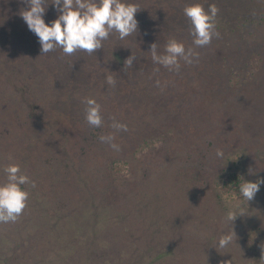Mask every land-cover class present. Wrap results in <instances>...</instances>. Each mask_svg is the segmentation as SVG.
Here are the masks:
<instances>
[{
    "label": "trees",
    "instance_id": "trees-1",
    "mask_svg": "<svg viewBox=\"0 0 264 264\" xmlns=\"http://www.w3.org/2000/svg\"><path fill=\"white\" fill-rule=\"evenodd\" d=\"M126 2L136 4L140 8L136 13L138 21L137 33H133L131 36L121 40L118 33L113 32L107 40L103 41V48L97 50L96 53L89 55L84 51H77L72 55H64L61 48H56L47 54H41V45L38 37L29 31L20 15V12L28 7L24 0H0V21L9 20L13 25L18 26L19 24L23 39H25V41H21L22 37L20 36L14 38V42L17 40L22 44L13 43L20 50L16 57L23 53L21 47L25 46L35 48L36 51L34 52H37L38 57L44 56L53 63L54 59L52 56H54L55 60L56 58L59 60V63L56 64L57 67L69 72L70 75L66 72L64 74L70 84L79 83L83 86L89 84L91 90V88L95 87L94 83H100L99 87L110 91L111 95L113 94L116 105L114 112L109 107H102L103 116L109 118H105L103 126L99 128L90 127L83 117L65 118L68 119L65 125L60 121V125H64V130L66 127L69 134L66 136L67 132L65 130L63 140H57L52 135L41 140L36 136L31 138L27 133L28 126L26 123L23 124L21 119L18 120V118H12L5 121L3 125L2 123L0 124V127H2L0 128V146H2L3 142L5 145L3 146L4 149L0 147V183L6 181V174L2 166H6L9 163H18L22 172L36 183L34 188L30 185L22 186L29 191L30 195L28 205L19 217L20 221L15 225L9 222L12 225H4L3 228L7 231H17L16 233L11 231L10 235H14L13 239L17 244L23 243L25 245L29 242V237H32V241L34 240L35 242V239L38 238L37 232L40 234L38 230H41L42 227L51 226V229H55V226L58 228L57 226L62 219H70L69 227L66 224L68 227L66 231L69 233L71 230L72 234L70 233L68 237V233H61L60 236L54 237L51 241H54L62 248L69 249L68 251L76 250L75 252L78 254L81 247L77 240L83 235L85 236L86 232L89 231L92 233L91 243L95 242V245L87 253L95 256L98 264L110 263L112 260L110 258L113 255L115 258L119 257L115 264H133L136 263V257L140 260L144 259L142 254L148 259L164 260L167 264H170L168 261L176 264H240L245 260L246 264H250L251 250L249 247L245 248L240 245L242 242H246L248 234L235 228L233 229L231 225L227 226L220 222H214L212 217L215 215V209L211 208L212 201L205 203L206 205L200 204L196 206V204L194 205L196 200L185 194V191L187 192L189 188L190 182L188 181L190 177L193 178L192 170L204 166L205 159H209V152H207L208 149L206 148H203L206 150H203L202 154L199 153L196 157H193L196 147L193 146L196 144L194 141L186 150L188 156L180 167V170L184 172V178L180 177L183 175L182 172H178V177L174 175L173 178L174 180L176 179V184L174 185L176 192L174 193L178 195V204H176L177 200L169 201V208L163 211L160 218L154 215L155 212L153 210H148L150 208L147 205H145V211H139L135 206L133 210L130 209L131 201L126 200L128 202H125V206H129L131 213L129 215H131L132 221H130L128 214L124 215V217L115 215L112 211V206L106 204L103 209L104 214L98 222L99 225L95 227V223L92 224L88 220L93 209L88 207L83 210V204L89 200L87 198L84 199L85 196L72 190L77 188L75 183L78 181L82 187L87 185V182L83 180L84 176L82 175L81 177V173H83L81 166L87 161L85 158L89 157L91 161L98 163L101 157H98L95 152L97 153L98 149L101 148L106 152L107 149L105 148H107L108 144L101 143L99 137L109 133L112 123L110 117H115L116 120L126 124L128 127V131H114L115 137H121L124 134L128 137L136 138L139 136V129H142L141 136L143 138L139 141L140 143H136L137 145L133 146L132 144V147L130 142L118 138L120 153L127 154L131 149H135V151L137 149L136 153L146 151L145 157L138 160L139 162L136 161L135 169L138 176L135 175L133 178L134 186L130 188V191L138 194L142 193L143 186L147 183L145 180H147L149 175L160 179L158 185L162 189L170 178L167 175H169L171 168L166 164L167 162L165 163L164 160L162 163L158 162L157 158L152 156L153 152L150 149L151 146L154 147L157 139L165 142L173 141V138L168 133H164L162 136L154 135L156 132H154V127L151 126L153 123L149 118H158L160 125H163L165 117L173 119L189 118L187 121L189 122L187 124L188 131L192 129V124L194 125L193 118H198L195 112V98L196 101H199L197 105L203 110L202 118H208L207 122H205L206 124H203L205 129L202 135L208 136L210 130H217L216 133L221 132L220 142L222 145L226 138L230 139L231 133L237 134L242 128L245 130L249 129L252 133L250 136H253L258 134L256 130L258 127L260 131L264 126V33L258 29L259 27H264V0H126ZM195 3L202 4L205 10H208L209 5L217 6L219 9L217 15L223 21H228L229 24L233 25L231 28L239 27L240 32H237V29L226 30L225 26L216 23V31L220 35L218 38L213 37L209 45L195 48L199 53L198 61H194L190 65L181 61L179 72L169 71L163 66L155 64L149 52L152 43L157 44V50L160 53H163L164 47L170 38H175L177 41L184 43L186 48L195 47L193 45V37L190 34V21L183 12L185 6ZM7 9H11V11ZM3 12L7 14L8 18L3 15ZM58 15L59 13L56 11L55 6L49 3L44 14L45 22L51 24ZM257 15L258 19L255 20ZM258 21L260 22L255 29L259 32L256 31L251 39V43L256 48L247 47V49H244L236 45L235 39L239 38L240 35L246 36L245 33L251 32L254 24ZM28 37L29 39H27ZM110 38L113 41L116 40L114 46H112L113 57H111L110 62L108 61V71L100 73L98 66L102 59H106L102 53L103 49L107 50V46L110 49L109 44L111 42L108 41ZM34 52L30 55L26 54L29 59L22 60L24 66H29L30 77L33 81L37 80L39 74L50 66L48 62H38L35 55H33ZM131 54L137 59L133 61V66L125 71L124 61ZM77 68H79L78 71ZM157 68L159 71H154ZM86 70L91 74L88 77L85 74L87 73ZM91 70L96 72H91ZM73 72L75 74H72ZM24 75H28V73H23ZM106 75H112L115 78V87H111L106 83ZM83 76H86V79L84 77L83 80ZM163 78L167 81L165 84L162 82ZM157 80L160 81V87L156 86ZM197 81L200 82L201 85L199 87L202 90H198V88H195L196 86L194 87ZM52 84L54 83L51 82ZM25 85H20V91L26 92L28 90ZM165 85L169 88H164ZM112 90L113 93H111ZM84 92L86 93V90ZM95 100L100 105H103V102L98 99ZM173 102L175 103L174 105ZM132 104L133 106H131ZM212 106L219 111L211 114L210 107ZM29 107L28 113L30 117L32 119H41L38 111L42 106L34 103L30 104ZM85 107H79L81 113L85 112ZM50 110L55 113L53 106ZM140 110L144 111V118H135ZM147 115H149V118ZM41 120L46 121L48 119L42 118ZM177 127L178 121L176 123L171 119L167 131L172 132V129L174 131ZM207 129L209 130L208 132ZM4 135L8 137L10 143L4 141ZM21 143L26 146L25 150ZM210 144H213L212 141ZM11 147H14V149ZM1 150H4L3 154H1ZM161 151L163 150L161 149ZM189 156H191V159ZM9 157L12 159L10 160ZM102 161L104 165L110 168H121L119 160L111 156L110 153L103 155ZM198 162L200 163L197 164ZM122 163L130 165L128 160ZM159 163L161 164L159 165ZM242 179L240 180L238 175H231L229 179L223 176V178L212 182L222 189H230L231 187L237 193H240ZM203 191H206L205 188ZM162 192L164 191L162 190ZM142 194L145 196L150 195L147 192ZM59 198L60 200L56 201ZM257 198L258 195H255L252 201L256 202ZM91 199L94 213L97 215L96 196ZM109 199L108 202L111 201L110 197ZM263 200L264 198H262V203L259 206L264 204ZM113 201H116V198ZM56 202H60L61 205ZM62 202L65 204L62 205ZM69 202L72 205L66 211L65 209ZM48 203H55V207L49 206ZM214 204H216L215 201ZM252 204L255 205L254 203ZM49 209L51 212L59 209L61 214L50 213ZM42 210H48L49 212ZM80 210L84 211V217H80L82 216V211L77 216L75 215ZM149 211H153V216ZM25 212L27 213L25 214ZM258 215L260 214L250 215L248 218L245 214L242 216L238 215L237 221L235 220L233 223L239 225L241 222L243 223L241 224L242 226L247 225V231H251L256 227L257 231H261L264 236V218ZM39 216L44 217L46 220ZM55 217L57 219L53 220ZM215 220L218 221L217 219ZM218 228H220V231ZM232 230L236 234L233 242L227 248L217 247L220 236L232 232ZM25 232H28V235ZM3 238L5 240L8 238V242L13 243L9 236ZM140 239L145 243L148 250L141 249L140 244H136ZM159 240L163 244L159 243ZM43 241L45 240L43 239ZM43 241L38 244L41 247L35 250V257L37 258L42 257V251L44 250L42 248L46 247ZM108 243L109 245H107ZM176 243L178 244V250L169 248L171 245H176ZM157 245L162 246V251L158 253L159 257L153 256L151 252L146 253V251ZM27 247H31V245ZM12 249L13 247H11V250L9 249L10 251L4 257L0 256V262L16 264L11 262H19L21 260V257L16 253L17 249ZM94 250H97V254L96 251L94 253ZM200 254L203 256H200ZM262 255H264V250L256 253L253 256L254 258L251 259L252 264H263ZM132 256H134V261H130L133 258ZM174 256L178 257V261L172 259Z\"/></svg>",
    "mask_w": 264,
    "mask_h": 264
},
{
    "label": "rangeland",
    "instance_id": "rangeland-1",
    "mask_svg": "<svg viewBox=\"0 0 264 264\" xmlns=\"http://www.w3.org/2000/svg\"><path fill=\"white\" fill-rule=\"evenodd\" d=\"M23 8V7H22ZM21 8V9H22ZM8 11H11V9H7ZM5 12V11H4ZM3 12V15L8 18L7 14ZM258 19L257 18L255 20ZM260 21L256 22L254 24V28H252L251 32H246V36L240 35L239 38H236L234 42H236V45H238L240 48L247 49V47H252L256 48L253 43H251V39L254 36L253 34L258 31L256 28L257 24ZM216 23L217 24H222V26H225L226 30L227 29H237V32H240L239 27L231 28L233 25L229 24L228 21H223L219 15L216 16ZM253 27V25H251ZM259 31H262L264 33V27H259ZM262 29V30H261ZM21 29L17 25H13L10 23L9 20H4V22L0 21V40H1V47L0 46V124L2 125L5 123V121L11 120L12 118H18V120L21 119L22 123H26L28 126V135L29 137L33 138L36 136L39 140L49 138L51 135L55 139H62L65 136V130L66 132L68 131L67 128L65 127L64 130V125L66 120L68 119L65 118H85V112H80L79 107L83 106L85 107L86 105L82 103V99L85 97H92L95 99H98L99 101L103 102V105H101L104 108H110L114 112L116 110V105L114 102V97L113 94L111 95L106 89L99 87L100 83H94L95 87L91 88L90 90V85H81L79 83L76 84H70L68 80H66L67 76L64 74L66 71L62 68H58L56 64L59 63V60L55 57L54 63L47 59L44 56H37V52L35 48L31 46H25L21 47L23 50V53L19 55V57H16L17 54L19 53L20 50H18L13 43L21 44L20 41H13L15 37H22L21 41H25L23 39V35L21 33ZM249 31V30H248ZM258 31V32H259ZM260 34V33H259ZM258 36V35H257ZM116 38V36H115ZM29 39V37L27 38ZM26 39V40H27ZM115 40V39H114ZM108 41L111 43L109 44L110 49L107 46V50L103 49L102 55H104V58L102 59L99 64V70L100 73H105V71H108V61H111V57H113L112 49L114 46V42L112 38H110ZM5 43H7L5 45ZM22 45V44H21ZM34 52L33 55L37 58L38 62H48L50 65L46 69H44L43 73H40L38 76V79L33 81L31 79V72L28 69V65L24 66L22 63V60L29 59V56L26 54H31ZM105 53V54H104ZM17 58V59H16ZM34 59V58H33ZM58 61V62H57ZM84 66V65H83ZM82 66V67H83ZM24 70V72H23ZM26 70V71H25ZM79 68H77V71ZM97 71V69H96ZM95 70H91V72H96ZM87 73L86 76L88 77L91 75L88 70H86ZM23 73H28V75H24ZM69 74V72H66ZM19 74V75H18ZM72 74H75L74 72ZM86 76H83L82 79L84 80V77L86 79ZM26 78V79H25ZM32 80V81H31ZM51 82L54 84L51 85ZM163 84H165L167 81L165 78H163ZM27 86V91H20V85ZM200 82L197 81L194 84L195 88L200 89ZM102 86V85H101ZM178 86V85H177ZM175 86V87H177ZM103 87V86H102ZM174 87V88H175ZM164 88H169L167 85H165ZM173 88V87H171ZM178 88V87H177ZM176 88V89H177ZM192 88V87H191ZM86 90V93L84 92ZM164 90V89H163ZM113 93V90L111 91ZM24 94V95H23ZM175 95V94H173ZM194 98V97H193ZM134 101V100H133ZM131 101V102H133ZM198 100L196 101L194 98V105H195V112L196 116L198 118H193L194 125L192 124V129L188 130V119L189 118H164L163 119V125H160L158 122V118L153 117V118H148L149 120L152 121L153 125L149 124L154 127V132H156V136H162V134H171V137L173 138V141H165L162 142L160 139H157L154 143V147L151 146V149L153 154L152 156L157 158L158 162H163L167 165H169L170 173L167 175L169 180L165 184V187L163 189L158 185L159 180L158 178L152 177V175L145 180L147 182L143 186L142 193H150L149 196H145L142 193H136L133 191H130V188L133 187V178L136 174V165L138 160H141L143 157L146 155V151L136 153L135 149H131L128 151V153H120V151H115L113 150L109 145H107L106 152L105 150L98 149L97 153L95 154L100 156L101 159L98 163L91 161L89 157H86L87 161L81 166V170L83 173H81L84 176L85 182H87V185H83L82 187L81 183H75L77 185L76 189H72L73 191H77L78 194H82L85 196L84 199H88L85 204H83V210L85 208L90 207L92 210V214L90 213L89 215V221L90 223L94 224L95 227H97L98 222L100 221L103 213V209L106 204H109L112 206V211L115 215H121L124 217V215L128 214L130 217V221L133 219L131 218L129 206H125V204L129 201H131V208L133 210V207L135 206L136 209L139 211H145V205L149 206L150 209L148 210H153L155 213L154 215L157 218H160L163 214V211H165L168 206V202L171 200H177L178 204V195H176L174 192H176V188L174 185L176 184V179L174 180V175H177L178 177V172H182L181 178H184V172L180 170L181 164L185 162L187 158V153L186 150L189 148V146L194 142H196L195 145V152L193 153V157H196L199 153L202 154L203 150L208 149L207 152H209V159H205L204 161V166L202 167H197L193 169V178L190 177L189 181V188L188 191H185V194L189 195L192 197L196 202V206H199L200 204H204L212 201L211 208L215 209V215L212 217L214 219V222H220L223 225H231L233 229L235 228L238 231H242L243 233L246 232L248 234V238L246 239V242H242L240 245H243L245 248L249 247L251 250V258L249 259V263L252 264L251 259L254 258L253 256L256 255V253H260L262 250V245H264V236L262 235L261 231H257L256 227L251 230L247 231V225L242 226L240 222L239 225H235V223L232 222V224L229 222H226L225 217L226 214L228 213L229 210H233L236 212H239L241 209L244 210L246 213L245 216L248 218L250 215L254 214H260L258 216H261L264 218V204L259 206V204L262 203V198H264V184L260 185V190L256 193L258 195L257 201H249L247 202L243 197L241 193H237L235 190H233L231 187L230 189L228 188H221L218 185L216 186L212 181L218 180L223 178L229 179L231 175H235L242 179L241 183H244L245 181H256L258 178L259 179H264V126L262 129L259 131V127L256 129L258 131V134H254L253 136H250L252 133L251 131L245 130L244 128L240 129L237 134H230V139L226 138L224 144L222 145L220 142V133H216L217 130L215 131H209L208 136L202 135V132L205 128L203 124H206L207 122L206 118H202V109L198 104ZM40 104L42 108H40L39 115L41 119H48L46 121L41 120L39 118H31L28 111L30 110V104ZM175 103L173 102V105ZM219 104V103H218ZM126 106L127 103H125ZM53 106V109L55 110V113L50 110V108ZM133 106V104L131 105ZM177 106V104H176ZM216 106V105H215ZM219 110L215 109L214 106L210 107V113L215 114ZM15 112V113H14ZM84 115V116H83ZM102 115H103V110H102ZM145 113L143 110H140V112H137V115L135 118H144ZM169 117V116H168ZM109 118V117H104ZM29 121H28V120ZM65 119V121H64ZM174 120L176 123L178 121V127L172 132H168V125L170 120ZM60 121L64 123L63 126L60 125ZM142 122V121H140ZM177 125V124H176ZM175 125V126H176ZM222 126V125H220ZM149 127V126H148ZM2 128V127H0ZM61 129L62 132H61ZM152 129V128H150ZM149 129V131H151ZM213 129V128H212ZM60 131V132H59ZM115 130L112 129L111 127L109 128V133H113ZM142 129H139V136L136 138H131L128 137L124 134H122L121 137H115V143H118V140L122 138V140H126L127 142H130V146L132 147L137 143H140L139 141L143 138L141 136ZM68 136V132L66 133ZM158 134V135H157ZM119 138V139H118ZM4 141L9 142L8 137L4 135ZM212 141L213 144H210ZM25 144V142H24ZM136 144V145H137ZM221 144V145H220ZM23 149H26V146H23L21 143ZM4 142L2 143L1 148L4 149ZM106 146V145H105ZM14 149V147H11ZM201 148V149H200ZM206 148V149H203ZM158 149V150H155ZM161 149L163 151H161ZM217 149H221L224 153L223 157H217L216 156V151ZM4 150H1V154H3ZM182 152V154H181ZM106 153H110L111 156H114V158H117L119 160V166H121L120 169H114L110 168L109 166L104 165L102 161V156L105 155ZM181 154V156H180ZM93 156V155H92ZM191 159V156H189ZM167 158V159H166ZM84 159V160H85ZM83 160V162H84ZM128 160L130 162V165H125L121 164V162ZM2 161V160H1ZM137 161V162H136ZM159 163V165L161 164ZM198 162L197 164H199ZM5 165L2 166V169H4ZM233 168V169H232ZM231 169V170H229ZM226 170V171H225ZM198 171L200 172L198 174ZM223 172V175H222ZM239 173V174H237ZM42 178V177H41ZM176 178V177H175ZM138 179V178H137ZM168 179V178H164ZM162 181V180H161ZM187 182V181H186ZM96 183V184H95ZM84 184V182H83ZM206 191H203L202 188ZM164 191L161 193V191ZM207 192V196L206 193ZM173 194H175L173 196ZM220 194V195H219ZM105 195V196H104ZM97 199L96 205L98 206L97 208V215L94 213V207L92 205L93 202H91V198L95 197ZM263 196V197H261ZM111 198V201L108 202ZM116 198V201H113ZM57 199L56 201H59ZM68 200V199H66ZM126 200H128L126 202ZM186 200V198H185ZM46 201V200H43ZM214 201L216 204H214ZM126 202V203H125ZM201 202V203H200ZM264 202V200H263ZM44 203V202H42ZM57 204H60V202H56ZM254 203L255 205H253ZM65 203L62 202V205ZM49 206L55 207V203H48ZM61 205V204H60ZM71 202L68 203V206L66 207V211L68 207H70ZM153 207V208H152ZM192 208V207H191ZM260 210H259V209ZM48 209V208H46ZM55 212L50 213H60L59 209H55ZM78 210V209H76ZM80 210V212L76 213L75 215L77 216L78 214L81 213L82 211V216L84 217V211ZM27 211V210H26ZM42 211H48V210H42ZM48 211V212H49ZM111 211V212H112ZM153 211H149L152 215ZM27 212H25L26 214ZM188 213V212H187ZM58 214V216H59ZM190 214V213H189ZM144 215V214H143ZM45 217H48L47 215H44ZM153 216V215H152ZM42 217V216H39ZM38 219V217H36ZM44 218V217H42ZM57 219V217L53 218ZM65 219V218H64ZM62 219V221L59 222V225L57 226L58 228L51 229V226H45L42 227L40 231V234H38V238L32 241V237H29V242L27 244H20L16 241H14V235H10V232L12 231H7L4 229V225H12V223H0V256L4 257L6 253H8L11 250V247L13 249H17L16 253L21 257V260L19 262H11V263H22V264H98V261L96 260L97 258L95 256H91L88 251H91L94 247V243L92 242V233L87 231L85 236L83 235L77 242H79V246L81 249L79 250L78 254L75 251H68L69 249L67 248H62L58 246L54 241H51L54 239V237L60 236L61 233H68L66 230L69 227V222L71 221L70 219ZM119 219V218H118ZM128 219V220H129ZM154 219V218H153ZM217 219L218 221H216ZM43 220H46L45 218ZM237 221V218L235 219ZM20 221V218L13 223L15 225ZM120 221V220H119ZM68 225V227L66 226ZM65 225V227H64ZM226 226V227H227ZM9 227V226H8ZM15 229V226H14ZM65 229V230H64ZM220 231V228H218ZM225 231V229H224ZM16 233L17 231H12ZM28 235V232H25ZM72 234L71 230L68 233V237ZM230 233V232H229ZM18 235V234H17ZM9 236V238L13 241V243L8 242V238L5 240L3 237ZM16 236V235H15ZM20 236V235H19ZM72 238V236H71ZM43 239L45 241H43ZM43 243L45 242L46 247L44 246V249L42 252V257H35V250L38 247H41L39 242ZM32 242V243H31ZM162 241L159 240V243ZM110 243V242H109ZM109 243L107 245H109ZM10 244V245H9ZM73 244V243H72ZM129 244V243H126ZM136 244H140L141 249H147V246L143 241L138 240ZM163 244V243H161ZM31 247H27L30 246ZM36 246V247H35ZM15 247V248H14ZM169 247V246H168ZM218 247V246H217ZM98 248V247H97ZM109 248V247H108ZM169 248H174L175 250H178V244L176 245H171ZM10 249V250H9ZM12 249V250H13ZM116 249V248H115ZM140 249V247H139ZM97 250H94V253ZM159 251H162V246L157 245L153 247L151 250L146 251V253H152L153 256L159 257L158 253ZM13 252V251H12ZM10 252V253H12ZM112 256V255H111ZM118 256V255H117ZM138 256H140L138 254ZM143 256V260L137 259L136 257V263L133 264H167L164 260H155L153 259H148ZM200 256H203L200 254ZM133 258L130 259V261H134V256ZM119 257H114L112 256L111 262L115 264L117 262ZM109 259V260H110ZM127 259V258H126ZM129 259V258H128ZM172 259H175V261H178V257L174 256ZM5 260V259H4ZM255 260V259H254ZM6 261V260H5ZM50 261V262H49ZM246 261V260H245ZM243 261V263L240 264H246L247 262ZM7 262V261H6ZM54 262V263H53ZM106 263V264H112V263ZM170 264H176L174 262L168 261ZM245 262V263H244ZM0 264H4L3 262H0ZM100 264V263H99ZM182 264H187V263H182ZM264 264V263H263Z\"/></svg>",
    "mask_w": 264,
    "mask_h": 264
},
{
    "label": "clouds",
    "instance_id": "clouds-1",
    "mask_svg": "<svg viewBox=\"0 0 264 264\" xmlns=\"http://www.w3.org/2000/svg\"><path fill=\"white\" fill-rule=\"evenodd\" d=\"M28 5L20 15L26 23L29 31L33 32L41 45V54H47L56 48H61L64 55H72L77 51H84L89 55L103 48V41L109 38L113 32L118 33L123 40L138 32L136 13L140 9L136 4L126 0H24ZM51 3L59 13L57 18L48 24L44 20L47 5ZM184 15L190 21V34L193 37L195 47L186 48L184 43L170 38L163 53L158 52L157 44L152 43L149 52L155 64L161 65L169 71L179 72L181 61L192 64L198 61L199 53L195 48L209 45L213 37H219L216 31V16L219 9L215 5H209L208 10L199 3L187 5L183 9ZM137 58L131 54L124 61V70L133 66ZM154 71L158 72L159 69ZM106 83L115 87L116 80L112 75H106ZM160 87V81H156ZM85 107V119L93 128L102 127L104 118L101 105L92 97L82 99ZM110 127L116 132L128 131L126 124L119 122L115 117H110ZM101 143L108 144L113 150L120 151L116 144L115 134L108 133L99 137ZM221 149H217L216 156L223 157ZM11 160L12 158L9 157ZM6 181L0 183V223L16 222L28 205L29 191L23 185L35 187V181L22 172L18 163H9L4 169ZM264 179L245 181L240 185V193L247 201L255 198ZM207 194V193H206ZM246 214L243 209L239 212L229 210L226 214V222L232 224L238 215ZM236 237L235 232L221 235L218 241L219 248H227ZM264 249V245L261 246ZM261 259H264L262 255Z\"/></svg>",
    "mask_w": 264,
    "mask_h": 264
}]
</instances>
